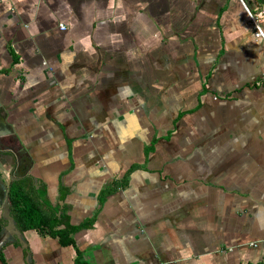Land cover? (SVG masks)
<instances>
[{
    "label": "crops",
    "instance_id": "1",
    "mask_svg": "<svg viewBox=\"0 0 264 264\" xmlns=\"http://www.w3.org/2000/svg\"><path fill=\"white\" fill-rule=\"evenodd\" d=\"M243 1L0 0V180L21 162L71 224L98 210L0 264H264V0Z\"/></svg>",
    "mask_w": 264,
    "mask_h": 264
},
{
    "label": "trees",
    "instance_id": "2",
    "mask_svg": "<svg viewBox=\"0 0 264 264\" xmlns=\"http://www.w3.org/2000/svg\"><path fill=\"white\" fill-rule=\"evenodd\" d=\"M121 186V183L115 182L112 186L104 188L100 192L99 203L102 204L107 195ZM8 187L10 214L16 227L21 232L28 229H36L41 235L58 238L61 245H73V234L81 228L91 227L95 221L98 210L93 216L79 224H71L65 209L61 208L59 204L53 205L49 201L46 194V185L30 174L11 180ZM65 194L64 188L60 185L59 199L63 200ZM6 222L5 219H2V227L6 225ZM14 243L20 245L18 239ZM24 252L28 254L29 249L26 248ZM0 258H2V250H0ZM75 264H87L82 260L79 250H77Z\"/></svg>",
    "mask_w": 264,
    "mask_h": 264
},
{
    "label": "water",
    "instance_id": "3",
    "mask_svg": "<svg viewBox=\"0 0 264 264\" xmlns=\"http://www.w3.org/2000/svg\"><path fill=\"white\" fill-rule=\"evenodd\" d=\"M12 132V127L8 125L6 121V116L2 115L0 109V137L7 135ZM4 146L0 142V147ZM28 167H22V163L18 162L17 165L11 168L10 179H19L26 175ZM8 189L4 183L0 180V208L2 210V217L7 221L6 225L0 232V250L9 242L16 237L23 247H26V243L22 239L21 231L15 225L14 219L10 214L9 210V199H8Z\"/></svg>",
    "mask_w": 264,
    "mask_h": 264
},
{
    "label": "built area",
    "instance_id": "4",
    "mask_svg": "<svg viewBox=\"0 0 264 264\" xmlns=\"http://www.w3.org/2000/svg\"><path fill=\"white\" fill-rule=\"evenodd\" d=\"M240 1H242V3L244 4L243 0H240ZM250 18H251V20H252V22L254 24L255 34L257 36H263L264 37L262 29H261V26H260L259 22L257 21V19L253 15H250ZM258 83L259 84H264V75L261 77V79L258 81Z\"/></svg>",
    "mask_w": 264,
    "mask_h": 264
},
{
    "label": "rangeland",
    "instance_id": "5",
    "mask_svg": "<svg viewBox=\"0 0 264 264\" xmlns=\"http://www.w3.org/2000/svg\"><path fill=\"white\" fill-rule=\"evenodd\" d=\"M6 174V172H4ZM1 174V173H0Z\"/></svg>",
    "mask_w": 264,
    "mask_h": 264
}]
</instances>
